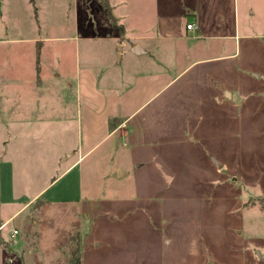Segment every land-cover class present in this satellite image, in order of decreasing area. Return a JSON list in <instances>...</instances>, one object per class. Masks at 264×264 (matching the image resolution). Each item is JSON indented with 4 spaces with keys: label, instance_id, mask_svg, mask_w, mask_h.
Listing matches in <instances>:
<instances>
[{
    "label": "rangeland",
    "instance_id": "obj_1",
    "mask_svg": "<svg viewBox=\"0 0 264 264\" xmlns=\"http://www.w3.org/2000/svg\"><path fill=\"white\" fill-rule=\"evenodd\" d=\"M109 1L127 19L129 0ZM161 2L185 23L196 6ZM217 11L229 20L217 54L226 58L177 78L126 136L66 172L77 157L58 143H76L82 128L76 104H66L76 72L120 78L103 81L107 94L132 86L111 39L117 29L98 0H0V76L14 53L31 69L43 50L46 81L61 85L0 86V220L14 215L0 234V264H68L77 247L82 264H264V0H219ZM46 103L55 119L39 125Z\"/></svg>",
    "mask_w": 264,
    "mask_h": 264
},
{
    "label": "crops",
    "instance_id": "obj_2",
    "mask_svg": "<svg viewBox=\"0 0 264 264\" xmlns=\"http://www.w3.org/2000/svg\"><path fill=\"white\" fill-rule=\"evenodd\" d=\"M128 2L127 19L119 21L114 13L118 25L124 28V31L121 32L114 27L117 30L111 39L121 46L120 59L122 62L126 61L132 70V81H128L132 86L127 91L117 90L116 86H113L112 89L117 91L113 90L107 94L105 89L109 87L103 86V81L106 84L113 82L119 84L122 83L120 78L104 77L99 75V71L88 67H82L76 72L75 83L69 84L75 85V89L72 87L75 100L72 103L67 98L66 104L68 108L76 104L77 118L82 121V128L81 133L78 128L76 143L69 145L65 141L58 143L65 156L71 153L70 158L77 157V160L68 166L66 172L76 164L85 162L103 142L115 138L117 134L126 136V132L122 133V131L126 130L131 119L171 89L177 78H185L191 70L204 62L224 57L217 55L219 48L223 46V41L219 38L223 37L221 33H226L227 28L230 27L227 18L224 19L223 15L218 16L219 0H195V9L192 14L187 13L189 17L186 23L181 16L170 14L169 8L161 6L163 4L161 0H129ZM189 23L195 28L187 29ZM19 54L18 52L13 55L16 63L12 69L10 67L6 72L1 73L2 90L61 86L59 82L51 84L50 79L46 81L44 76L46 67H42L40 61L43 50L39 55L36 53L37 59L32 60L31 69L23 68L25 66L20 62ZM2 70L4 69H0ZM52 77L60 79L62 73L54 71ZM189 77L193 79L188 84H194V80L202 77V74L199 72ZM50 90L52 91L53 88ZM54 91L60 94L65 92V89L60 87L52 93ZM11 92V97H18L12 98L15 106L22 105L21 97L25 92L23 90ZM61 101V97H57L54 106L63 112L64 106ZM47 106L46 103L41 112H44V116L36 121L39 125H51L55 119L51 113L47 115V110H51L50 107L47 109ZM114 118L125 121L110 132L109 121ZM22 122V120L17 121L18 124L24 125ZM65 129L68 132V129ZM13 217L14 215L8 220H0V234Z\"/></svg>",
    "mask_w": 264,
    "mask_h": 264
},
{
    "label": "trees",
    "instance_id": "obj_3",
    "mask_svg": "<svg viewBox=\"0 0 264 264\" xmlns=\"http://www.w3.org/2000/svg\"><path fill=\"white\" fill-rule=\"evenodd\" d=\"M101 4L105 14H107L108 18L110 19L113 27L119 29L121 32L124 31V28L118 25V21L112 11V6L110 4L109 0H98ZM40 50L37 51V54L39 55ZM125 120L123 119H110L109 121V130L110 132H113L119 125H121ZM260 205L262 208H264V198L259 199ZM68 264H82V258L80 253V247H77L73 249L71 253V258Z\"/></svg>",
    "mask_w": 264,
    "mask_h": 264
},
{
    "label": "built area",
    "instance_id": "obj_4",
    "mask_svg": "<svg viewBox=\"0 0 264 264\" xmlns=\"http://www.w3.org/2000/svg\"><path fill=\"white\" fill-rule=\"evenodd\" d=\"M195 27H194V25L193 24H191V23H189L188 25H187V29H194ZM19 234V231L18 230H14V232H13V236H17Z\"/></svg>",
    "mask_w": 264,
    "mask_h": 264
},
{
    "label": "water",
    "instance_id": "obj_5",
    "mask_svg": "<svg viewBox=\"0 0 264 264\" xmlns=\"http://www.w3.org/2000/svg\"><path fill=\"white\" fill-rule=\"evenodd\" d=\"M118 57L120 58V54L118 55ZM214 163H216L217 167L220 169L222 166L220 165V163H217L214 159H213Z\"/></svg>",
    "mask_w": 264,
    "mask_h": 264
}]
</instances>
